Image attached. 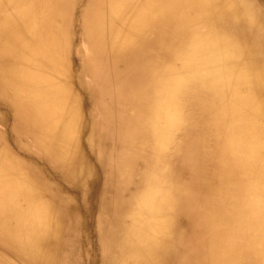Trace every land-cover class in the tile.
<instances>
[{
  "label": "bare ground",
  "instance_id": "bare-ground-1",
  "mask_svg": "<svg viewBox=\"0 0 264 264\" xmlns=\"http://www.w3.org/2000/svg\"><path fill=\"white\" fill-rule=\"evenodd\" d=\"M0 264H264V0H0Z\"/></svg>",
  "mask_w": 264,
  "mask_h": 264
},
{
  "label": "rangeland",
  "instance_id": "rangeland-1",
  "mask_svg": "<svg viewBox=\"0 0 264 264\" xmlns=\"http://www.w3.org/2000/svg\"><path fill=\"white\" fill-rule=\"evenodd\" d=\"M74 33H75V36L72 39L71 52H73L72 55H73V58H74V66H75V63H76L75 58L77 57L76 52H75V47L76 46H80L81 47V50L83 51V53L86 52L87 49H86V44L82 40H80L78 38V35L80 34V29H79L78 26H76V29L74 30ZM73 45H74V47H73ZM83 239H84V237H83Z\"/></svg>",
  "mask_w": 264,
  "mask_h": 264
}]
</instances>
